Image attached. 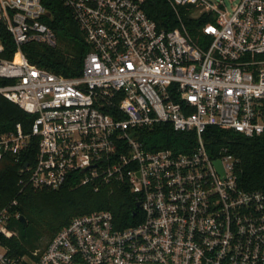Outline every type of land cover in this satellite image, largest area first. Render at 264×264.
<instances>
[{
    "label": "built area",
    "instance_id": "obj_1",
    "mask_svg": "<svg viewBox=\"0 0 264 264\" xmlns=\"http://www.w3.org/2000/svg\"><path fill=\"white\" fill-rule=\"evenodd\" d=\"M145 1L63 0L88 45L80 74L66 77L22 50L58 43L41 0H0L16 45L9 59L0 40V77L10 80L0 96L35 115L29 134L17 123L0 135V160L36 137L19 183H126L142 212L124 227L108 209L76 215L32 257L0 244V264H264V191L239 188L237 157L225 146L209 151L203 138L209 125L264 133V0H166L178 20L171 29L158 27ZM185 4L195 5L191 17L214 16L200 42L179 12ZM158 122L194 132L192 149H147L136 132ZM13 215L0 210V234H16L5 229Z\"/></svg>",
    "mask_w": 264,
    "mask_h": 264
},
{
    "label": "trees",
    "instance_id": "obj_2",
    "mask_svg": "<svg viewBox=\"0 0 264 264\" xmlns=\"http://www.w3.org/2000/svg\"><path fill=\"white\" fill-rule=\"evenodd\" d=\"M41 2L46 9L42 20L56 33L58 43L48 46L29 42L23 45V52L37 66L66 77L79 75L88 45L70 7L63 0ZM194 6L185 4L178 9L189 33L200 42L201 27L213 22L214 16L211 12L204 11L197 17H191L190 11ZM143 8L160 28L171 29L178 24L175 13L166 0H146ZM0 40L4 44L3 56L14 58L16 45L2 23ZM9 82V79L0 77V85ZM34 117V114L0 96V135L14 130L17 123L21 125L23 133L29 134ZM136 134L147 149L165 148L185 152L191 150L195 143L194 132L174 130L168 122L139 128ZM31 138L28 149L18 154L3 153L0 160V210L7 207L11 214H19V217L10 216L5 228L9 233L13 229L16 235L0 234V244L8 249L10 256L32 257L33 250L42 246L43 239L44 248L72 217L92 210H110L117 227L135 224L142 219L137 199L126 183L112 182L98 191H94L88 184H72L73 176L57 189L33 188L19 183L23 176L20 169L25 163L31 165L35 159L37 138ZM203 138L209 151L225 146L228 152L237 157L234 173L239 188L264 191V133L246 136L232 129L209 125L203 132ZM14 200L16 203H12ZM21 216L23 220L20 219Z\"/></svg>",
    "mask_w": 264,
    "mask_h": 264
},
{
    "label": "rangeland",
    "instance_id": "obj_3",
    "mask_svg": "<svg viewBox=\"0 0 264 264\" xmlns=\"http://www.w3.org/2000/svg\"><path fill=\"white\" fill-rule=\"evenodd\" d=\"M224 2H225V4L227 5V6H230L231 4H233V3H235L237 0H223ZM16 232V231H15ZM16 235V234H15ZM44 239L42 240V242H41V244H42V246H40L39 248H37V249H34L33 251H41V249L43 248V243H44Z\"/></svg>",
    "mask_w": 264,
    "mask_h": 264
},
{
    "label": "water",
    "instance_id": "obj_4",
    "mask_svg": "<svg viewBox=\"0 0 264 264\" xmlns=\"http://www.w3.org/2000/svg\"><path fill=\"white\" fill-rule=\"evenodd\" d=\"M215 163H216L217 165H219V161H218V160H216ZM137 205H139V202H137ZM20 219L23 220V217L21 216Z\"/></svg>",
    "mask_w": 264,
    "mask_h": 264
}]
</instances>
